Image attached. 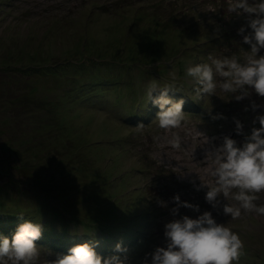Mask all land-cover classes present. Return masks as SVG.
Returning <instances> with one entry per match:
<instances>
[{"label": "rangeland", "instance_id": "1", "mask_svg": "<svg viewBox=\"0 0 264 264\" xmlns=\"http://www.w3.org/2000/svg\"><path fill=\"white\" fill-rule=\"evenodd\" d=\"M247 18L228 13L227 0H0V234L11 239L15 220L56 234L35 242L39 264L66 253L67 237L104 257L121 242L129 264H143L164 245L167 222L211 211L243 242L235 264H264V215L232 220L196 189L211 180L210 151L223 136L243 141L235 119L243 133L260 126L264 97L218 90L194 100L196 82L185 76L209 54L250 50L238 33L251 31ZM154 79L179 89L169 94L185 101L180 128L157 127L146 95ZM176 194L199 213L181 206L173 215ZM257 196L264 204V191Z\"/></svg>", "mask_w": 264, "mask_h": 264}, {"label": "clouds", "instance_id": "2", "mask_svg": "<svg viewBox=\"0 0 264 264\" xmlns=\"http://www.w3.org/2000/svg\"><path fill=\"white\" fill-rule=\"evenodd\" d=\"M227 12L237 16L248 14L247 28L251 31L244 34L246 28L242 26L238 33L243 36V42L250 45V50L242 48L240 54L222 57L209 54L203 62L187 66L185 76L197 85L194 100L213 94L220 96L218 90L226 96H234L237 101L252 92L264 97V54H259L264 49V0H227ZM175 91L179 89L174 83L161 86L155 79L146 89L147 102L159 109L155 117L157 127L165 132L180 128L186 120L184 99L175 100L169 94ZM257 107L252 105L253 109ZM222 118V113L213 116V119ZM234 122V131L244 136L243 141L238 143L231 136H223L222 143L210 151L207 175L211 180L201 178L202 182L196 186L198 191L206 188V202L213 209L222 206L223 214L232 220L245 212L264 215V204L256 203L257 194L264 191V114L254 118L253 124L258 122L260 126L252 127L250 133H243L239 119ZM168 143L172 149L182 147L181 137L175 133ZM172 199L175 202L173 215L179 213L181 206L200 211L199 205L181 201L179 194ZM160 203L167 206L164 201ZM163 234L164 245L146 254L151 259H145L143 264H235L242 254L243 242L239 234L226 223H218L211 211H204L195 218L180 215L164 225ZM41 236V223L32 220L20 223L11 239L0 234V264H39L40 250L35 242ZM127 251L118 242L114 254L104 257L97 253L93 244L84 242L70 247L66 253H58L52 264H129Z\"/></svg>", "mask_w": 264, "mask_h": 264}, {"label": "trees", "instance_id": "3", "mask_svg": "<svg viewBox=\"0 0 264 264\" xmlns=\"http://www.w3.org/2000/svg\"><path fill=\"white\" fill-rule=\"evenodd\" d=\"M85 97V96H84ZM145 104V102L142 104V105H144ZM132 108H134V107H132ZM158 108V107H157ZM124 111H125V109H123ZM126 112H127V110H126ZM15 221H18L19 223L18 224H20V223H22V220H15ZM96 224V223H95ZM95 224H93V225H95ZM125 224V223H124ZM85 226H90V225H85ZM121 226H123V224L121 225ZM124 227H126L125 225H124ZM123 227V229H125ZM126 231V230H125ZM13 233H14V231H13ZM42 233H44V232H42ZM45 234V236L44 235H42L41 236V238H43V237H53V236H56V234H53V235H51V234H46V233H44ZM66 238V237H65ZM44 239V238H43ZM64 239V238H63ZM71 238L70 237H67L66 238V241H67V243H65L66 245H65V248L64 249H66L67 251L69 250V248L70 247H72V246H74L75 245V243H73V242H71V240H70ZM60 242L62 243L63 241L62 240H60ZM56 245H58L59 247H61L59 244H56ZM55 245V246H56ZM61 249V248H60ZM63 250V249H62Z\"/></svg>", "mask_w": 264, "mask_h": 264}]
</instances>
